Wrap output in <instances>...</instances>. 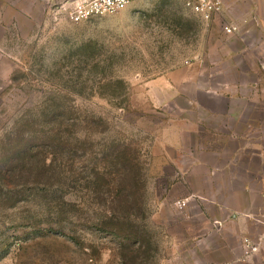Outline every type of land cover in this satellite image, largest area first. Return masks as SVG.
I'll use <instances>...</instances> for the list:
<instances>
[{"label":"rangeland","instance_id":"374dc122","mask_svg":"<svg viewBox=\"0 0 264 264\" xmlns=\"http://www.w3.org/2000/svg\"><path fill=\"white\" fill-rule=\"evenodd\" d=\"M209 24L182 0H135L77 23L53 10L31 33L9 35L0 49V264H180L176 240L201 224L175 207L186 190L171 146L181 130L185 142L188 63L208 52L213 81L222 78ZM51 122L70 142L52 177L43 156L29 169L24 153L49 142ZM121 190L131 203L115 211L129 215L108 220V192Z\"/></svg>","mask_w":264,"mask_h":264},{"label":"crops","instance_id":"0c3cea01","mask_svg":"<svg viewBox=\"0 0 264 264\" xmlns=\"http://www.w3.org/2000/svg\"><path fill=\"white\" fill-rule=\"evenodd\" d=\"M66 1L0 0V49L9 35L31 33ZM220 1L209 46L218 40L215 65L222 78L213 81L208 52L188 63L186 82L194 95L187 96L186 115L178 121L185 142L181 130L171 146L182 175L177 183L186 190L175 207L201 226H187L173 255L180 264H264L258 221L264 199V0ZM247 239L257 246L250 254Z\"/></svg>","mask_w":264,"mask_h":264},{"label":"built area","instance_id":"2783aa9c","mask_svg":"<svg viewBox=\"0 0 264 264\" xmlns=\"http://www.w3.org/2000/svg\"><path fill=\"white\" fill-rule=\"evenodd\" d=\"M135 0H67L54 12L64 15L71 22H84L93 18L114 14L124 10ZM186 10L199 18L203 23H210L222 13L220 0H182ZM231 32V30H228ZM258 221L264 226V199ZM247 254L257 250V246L249 239L245 241Z\"/></svg>","mask_w":264,"mask_h":264},{"label":"trees","instance_id":"16d2710c","mask_svg":"<svg viewBox=\"0 0 264 264\" xmlns=\"http://www.w3.org/2000/svg\"><path fill=\"white\" fill-rule=\"evenodd\" d=\"M51 123H52L51 124L52 126L50 128L51 129L50 134H52V135L49 134V136H50V137H48L49 142L44 144V147H43L44 149L41 148L42 146H38V144H37V145L33 146L34 148H30L29 150H26L24 153L30 161L28 163V166H27V167H29V169H30V167H33V165H35L37 163V161H38L37 159H39L40 156H43L45 158L44 166H45V168H49L48 170L51 171L50 174L52 177V176H54V173H56V171H57V166L53 167L54 160H55L53 157H54L55 153H57L58 149H65L66 147H68L70 145V142L68 139L65 141L60 140V135H61L60 129L58 130L56 127L63 125V123L62 122H51ZM70 159H72V157ZM71 161H73V159ZM47 163H49V164H47ZM46 172H48V171L46 170ZM59 173L61 174L60 171H59ZM66 174H69L70 177H72V178H67L70 182H75L77 180V177H78L77 171L70 170V172H68ZM120 180H118V181H120ZM107 192L108 191H106V193ZM112 193L113 192L109 191L108 192L109 196H107L108 198L105 200V205L107 204L106 218L108 220H110L113 213H114V215L115 214L118 215L120 213L118 211H115V205H118L119 207L121 206L122 208L125 209V208H128V204L131 203V201L129 199L128 200H122V197H123L122 190H121V192H118V194L114 197L111 196ZM113 203H114V205H113ZM130 208H132V207H130ZM120 214H121V217L124 219L126 218L127 215H129V214L125 215L124 213H120ZM136 243L138 246H137V248L135 246H133V249L131 251L132 255L130 256V257H132L133 262H135L136 259H138L140 249H141L140 241H137ZM122 246H124V245L122 244Z\"/></svg>","mask_w":264,"mask_h":264}]
</instances>
